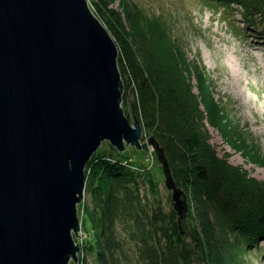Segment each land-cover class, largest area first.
<instances>
[{"label": "trees", "instance_id": "1", "mask_svg": "<svg viewBox=\"0 0 264 264\" xmlns=\"http://www.w3.org/2000/svg\"><path fill=\"white\" fill-rule=\"evenodd\" d=\"M88 1L119 48L122 107L158 141L189 204L180 219L173 204L167 208L142 193L141 176L122 163L115 146L100 147L86 167V190L100 227L92 250L96 262L246 264L247 252L264 238V181L218 155L210 126L221 128L229 144L253 162L263 164L264 155L214 97L209 73L188 58L161 15L135 5L125 17L110 0ZM205 1L230 24L237 20L230 15L237 4L246 26L264 27V0ZM150 189L156 194L155 185ZM76 263L89 264L85 254Z\"/></svg>", "mask_w": 264, "mask_h": 264}, {"label": "water", "instance_id": "2", "mask_svg": "<svg viewBox=\"0 0 264 264\" xmlns=\"http://www.w3.org/2000/svg\"><path fill=\"white\" fill-rule=\"evenodd\" d=\"M118 52L88 0H0V264L76 262L90 158L103 141L143 147ZM148 141L183 219L187 195Z\"/></svg>", "mask_w": 264, "mask_h": 264}, {"label": "rangeland", "instance_id": "3", "mask_svg": "<svg viewBox=\"0 0 264 264\" xmlns=\"http://www.w3.org/2000/svg\"><path fill=\"white\" fill-rule=\"evenodd\" d=\"M110 3L125 17L131 15L135 5L148 13L161 15L172 27L188 58L209 73L214 97L227 108L228 115L243 130L249 144L264 155L263 26H246L237 4L230 15L238 21L230 24L221 10L210 7L205 0H110ZM131 25L133 27L132 21ZM130 115L132 119V111ZM222 133L221 128L210 126L211 143L218 155L226 156L252 177L264 181V163L258 164L247 158L243 151L233 148ZM149 138L143 131V147L126 143L124 150H118L119 157L126 167L141 176L142 193L147 191L150 198L161 199L169 208L174 201L173 194L165 183V173ZM103 142L101 148L110 151L112 144ZM151 184L157 188L156 194L151 191ZM82 198L78 204L81 231L78 236L74 234V239L80 246L79 254H85L89 264H98L97 255L92 251L96 245V231L100 228L93 213V198L87 190ZM132 261L125 264H138L135 259ZM76 262L72 259L70 264ZM246 264H264V238L247 252Z\"/></svg>", "mask_w": 264, "mask_h": 264}]
</instances>
